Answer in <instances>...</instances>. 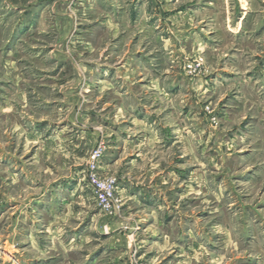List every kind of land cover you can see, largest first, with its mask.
<instances>
[{
	"label": "rangeland",
	"instance_id": "rangeland-1",
	"mask_svg": "<svg viewBox=\"0 0 264 264\" xmlns=\"http://www.w3.org/2000/svg\"><path fill=\"white\" fill-rule=\"evenodd\" d=\"M263 50L264 0H0V264H264Z\"/></svg>",
	"mask_w": 264,
	"mask_h": 264
},
{
	"label": "built area",
	"instance_id": "built-area-1",
	"mask_svg": "<svg viewBox=\"0 0 264 264\" xmlns=\"http://www.w3.org/2000/svg\"><path fill=\"white\" fill-rule=\"evenodd\" d=\"M104 151V144L100 142L95 148L91 150L88 157L86 177L91 188L96 195L98 205L105 211H114V188L115 179L100 178L96 172L97 162Z\"/></svg>",
	"mask_w": 264,
	"mask_h": 264
},
{
	"label": "crops",
	"instance_id": "crops-1",
	"mask_svg": "<svg viewBox=\"0 0 264 264\" xmlns=\"http://www.w3.org/2000/svg\"><path fill=\"white\" fill-rule=\"evenodd\" d=\"M204 5H207V3H204ZM202 8H203V7H202ZM241 24H242V21H240V20L236 22L235 26L237 27V31L240 30L239 28L241 27ZM237 31H236V32H237ZM245 31L248 33L247 36H249V31H247V29H245ZM261 52H262L263 57H264V50L261 51Z\"/></svg>",
	"mask_w": 264,
	"mask_h": 264
}]
</instances>
